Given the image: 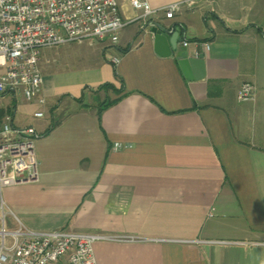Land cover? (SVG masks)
Wrapping results in <instances>:
<instances>
[{"label":"crops","instance_id":"1","mask_svg":"<svg viewBox=\"0 0 264 264\" xmlns=\"http://www.w3.org/2000/svg\"><path fill=\"white\" fill-rule=\"evenodd\" d=\"M148 1L151 18L117 0L118 43H68L40 61L44 105L5 97L38 133L40 176L0 190V210L33 233L136 239L97 242V264H264V0ZM182 2L172 18L161 10ZM154 25L179 30V53L204 55V78L157 54ZM60 59L84 67L70 91L45 81ZM245 82L255 97L240 103Z\"/></svg>","mask_w":264,"mask_h":264},{"label":"built area","instance_id":"2","mask_svg":"<svg viewBox=\"0 0 264 264\" xmlns=\"http://www.w3.org/2000/svg\"><path fill=\"white\" fill-rule=\"evenodd\" d=\"M148 0L131 5L144 18L153 17L143 7ZM182 3L163 9L168 18L180 10ZM152 7V6H151ZM117 0H0V190L12 185L39 181L35 153L38 133L33 126H18L14 115L7 113V95H23L29 102L46 103L42 96L40 69L44 49L60 47L87 39L109 38L112 44L127 26ZM152 25V24H151ZM185 47L188 41L182 43ZM208 48V45H206ZM114 59V63H118ZM256 86L245 82L237 93L240 103L252 101ZM5 109L6 112H5ZM36 118H43L38 112ZM129 146L115 144L118 151ZM7 212L0 210V264H97L94 245L103 240L136 241L133 237H108L101 234L51 231L33 233L15 219L16 227L7 223Z\"/></svg>","mask_w":264,"mask_h":264},{"label":"water","instance_id":"3","mask_svg":"<svg viewBox=\"0 0 264 264\" xmlns=\"http://www.w3.org/2000/svg\"><path fill=\"white\" fill-rule=\"evenodd\" d=\"M155 35V50L162 57H171L178 54L177 59L180 68L188 80L204 78L205 61L204 55L199 54L196 57H189L186 53H179V30L167 31L160 25H154L151 28Z\"/></svg>","mask_w":264,"mask_h":264},{"label":"rangeland","instance_id":"4","mask_svg":"<svg viewBox=\"0 0 264 264\" xmlns=\"http://www.w3.org/2000/svg\"><path fill=\"white\" fill-rule=\"evenodd\" d=\"M74 45L79 46L78 44ZM59 48H61V46L52 49H44L41 53V65H49L47 63L54 60L55 53ZM82 66L83 65L80 63V61L68 62L60 59V61L54 62L53 71L52 73H50V75H47L45 81H50L57 89H60L62 91H70L72 89V86L70 85L73 84V80L82 78L84 74V67ZM6 110L7 109H5V112ZM7 113L12 114V110L8 108Z\"/></svg>","mask_w":264,"mask_h":264},{"label":"trees","instance_id":"5","mask_svg":"<svg viewBox=\"0 0 264 264\" xmlns=\"http://www.w3.org/2000/svg\"><path fill=\"white\" fill-rule=\"evenodd\" d=\"M101 89L103 90V89H113L114 90V88L112 87V86H110V85H104V86H102L101 87ZM112 103H114L113 101L112 102H104L103 104H102V106L100 107V113L103 111V110H105L107 107H109Z\"/></svg>","mask_w":264,"mask_h":264},{"label":"clouds","instance_id":"6","mask_svg":"<svg viewBox=\"0 0 264 264\" xmlns=\"http://www.w3.org/2000/svg\"><path fill=\"white\" fill-rule=\"evenodd\" d=\"M132 2H133V4H138V0H132ZM143 7L145 9V12L148 14H151L154 11V9L151 7L150 4L146 3L143 5Z\"/></svg>","mask_w":264,"mask_h":264}]
</instances>
